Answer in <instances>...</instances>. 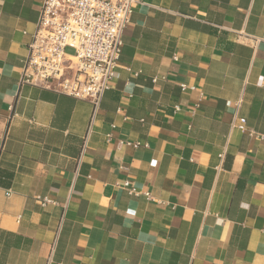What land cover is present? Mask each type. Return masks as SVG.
<instances>
[{
  "label": "crops",
  "instance_id": "1",
  "mask_svg": "<svg viewBox=\"0 0 264 264\" xmlns=\"http://www.w3.org/2000/svg\"><path fill=\"white\" fill-rule=\"evenodd\" d=\"M42 2L0 0V264H264V0H136L97 111L22 82Z\"/></svg>",
  "mask_w": 264,
  "mask_h": 264
},
{
  "label": "built area",
  "instance_id": "2",
  "mask_svg": "<svg viewBox=\"0 0 264 264\" xmlns=\"http://www.w3.org/2000/svg\"><path fill=\"white\" fill-rule=\"evenodd\" d=\"M135 2L43 0L36 30L22 63V82L86 100L97 111L109 84L119 77L122 36ZM66 48L74 53L66 54ZM180 87L182 91L193 90L185 85ZM238 122L242 126L245 120L238 119ZM121 144L147 147L139 142ZM123 187L134 194L128 182ZM49 203L43 198L42 206Z\"/></svg>",
  "mask_w": 264,
  "mask_h": 264
},
{
  "label": "rangeland",
  "instance_id": "3",
  "mask_svg": "<svg viewBox=\"0 0 264 264\" xmlns=\"http://www.w3.org/2000/svg\"><path fill=\"white\" fill-rule=\"evenodd\" d=\"M65 53L68 54V55H71V54L74 53V51L72 49H70V48H66L65 49Z\"/></svg>",
  "mask_w": 264,
  "mask_h": 264
}]
</instances>
